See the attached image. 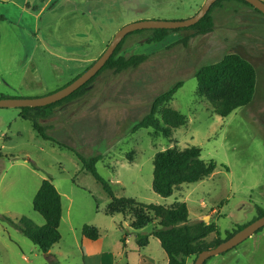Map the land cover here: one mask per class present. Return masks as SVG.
I'll use <instances>...</instances> for the list:
<instances>
[{
  "label": "rangeland",
  "instance_id": "rangeland-1",
  "mask_svg": "<svg viewBox=\"0 0 264 264\" xmlns=\"http://www.w3.org/2000/svg\"><path fill=\"white\" fill-rule=\"evenodd\" d=\"M204 1L0 0L5 19L0 21V99L54 93L89 67L76 72L77 62L95 61L122 27L184 21ZM211 15L214 27L207 35L171 33L159 43L150 41L151 30L129 35L120 55L148 59L118 74L102 73L81 98L54 108L39 121L50 141L19 118V109L0 108V264H141L140 255L146 264H163L166 255L158 240L149 237L145 249L136 244L137 235L150 234L155 222L137 232L131 229L132 217L106 216L109 196L58 144L84 157L101 156L96 171L116 198L165 207L184 202L188 224L213 222L220 238L264 215V17L236 1H222ZM227 54H238L255 67L256 86L247 107L222 118L196 96L195 74ZM180 82L168 106L185 115L187 125L173 130L169 139L152 129L133 132L153 102ZM173 146L200 148L201 159L214 161L217 168L209 178L183 184L162 198L152 190V162L156 153ZM44 179L51 180L62 205L60 241L47 254L8 221L44 224L32 207ZM85 225L98 229V244L82 237ZM215 238L212 234L204 242ZM205 264H264V227Z\"/></svg>",
  "mask_w": 264,
  "mask_h": 264
},
{
  "label": "trees",
  "instance_id": "trees-1",
  "mask_svg": "<svg viewBox=\"0 0 264 264\" xmlns=\"http://www.w3.org/2000/svg\"><path fill=\"white\" fill-rule=\"evenodd\" d=\"M222 1H236L263 16L243 0H218L197 24L174 30H151L150 41L159 43L171 33L186 31L192 32L193 35H207L214 27L211 13L214 8L221 5ZM4 20V17L0 16V21ZM133 33L128 34L119 43L104 67L80 89L65 99L45 107L19 108V118L28 121L40 138L50 141L51 139L46 134L45 127L41 126L39 121L45 120L54 108L81 98L102 73L110 71L118 74L134 69L148 59L146 55L142 54L129 57L120 55L125 39ZM186 42L187 37L182 40L184 45H186ZM80 74L75 76L72 81ZM195 78L197 82L196 96L205 100L210 105L211 112L222 118L227 117L239 108L247 107L255 93L256 69L248 60L238 54H227L219 62L201 67L195 74ZM181 85L180 82L160 95L153 102L149 114L133 128V132L140 129H152L156 134L169 139L173 130L186 126L188 123L186 116L168 106ZM58 145L72 152L82 165V170L91 174L101 184L110 198V202L104 210L106 216L122 215L132 217L130 226L132 230L137 232L155 222L150 234L137 235L136 244L138 248H144L149 243V237L155 238L167 257V264H186V259H192L194 264L195 258L200 252L216 247L243 228L235 229L231 233H226L224 238H220L217 226L213 222L208 224L199 222L192 226L189 225L188 208L184 202H175L171 206L165 207L142 205L132 198H116L113 195L110 183L106 182L96 171V164L102 160L101 156L84 157L67 146ZM152 164V190L162 198L170 197L183 184H193L209 178L217 168L214 161L206 162L201 159V149L197 147L179 150L176 146H173L156 153ZM32 207L44 220L41 227L35 226L25 218H21L18 224L8 221L41 253L47 254L60 241L59 226L62 217L61 196L50 179L42 180L33 198ZM261 216L263 214L259 213L257 218ZM212 234H216L217 238L206 244L205 239ZM81 235L91 243H96L100 239L99 231L94 226H83ZM123 246H125L124 242ZM51 264L57 263L52 261Z\"/></svg>",
  "mask_w": 264,
  "mask_h": 264
},
{
  "label": "water",
  "instance_id": "water-1",
  "mask_svg": "<svg viewBox=\"0 0 264 264\" xmlns=\"http://www.w3.org/2000/svg\"><path fill=\"white\" fill-rule=\"evenodd\" d=\"M218 0H205L196 14L184 21H140L128 24L115 33L100 56L77 78L49 95L29 99H0V108H40L65 99L84 86L104 67L119 43L130 33L139 30H174L188 28L197 24ZM264 16V2L261 0H243ZM264 227V215L252 221L216 247L200 252L194 264H204L211 257L230 251ZM48 256V255H47Z\"/></svg>",
  "mask_w": 264,
  "mask_h": 264
},
{
  "label": "crops",
  "instance_id": "crops-1",
  "mask_svg": "<svg viewBox=\"0 0 264 264\" xmlns=\"http://www.w3.org/2000/svg\"><path fill=\"white\" fill-rule=\"evenodd\" d=\"M49 53L53 57V59H62L60 56H56V52H49ZM57 55H59V54H57ZM94 59L95 58H90V59H85L82 62H77L76 65H75L76 72H81L88 65L93 63ZM124 239H125L124 245H126L127 244V236H125ZM98 243H99V240L96 243H93V244H98ZM149 245H150V241H149L148 245L146 247H144V249L147 248ZM139 262H141V264H146L145 263L146 261L144 260L143 256L141 257V255L139 256ZM99 264H103V262L101 261V262H99ZM163 264H167V257L164 258Z\"/></svg>",
  "mask_w": 264,
  "mask_h": 264
}]
</instances>
